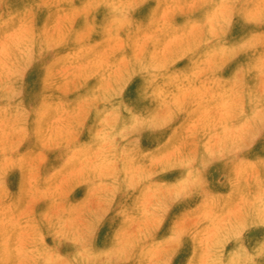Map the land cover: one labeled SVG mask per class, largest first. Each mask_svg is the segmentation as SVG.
<instances>
[{
	"label": "clouds",
	"instance_id": "clouds-1",
	"mask_svg": "<svg viewBox=\"0 0 264 264\" xmlns=\"http://www.w3.org/2000/svg\"><path fill=\"white\" fill-rule=\"evenodd\" d=\"M0 264H264V0H0Z\"/></svg>",
	"mask_w": 264,
	"mask_h": 264
}]
</instances>
